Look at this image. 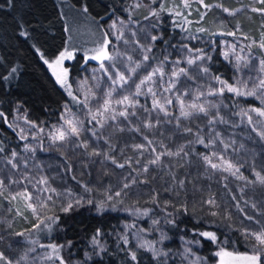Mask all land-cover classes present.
Returning a JSON list of instances; mask_svg holds the SVG:
<instances>
[{
  "label": "trees",
  "instance_id": "1",
  "mask_svg": "<svg viewBox=\"0 0 264 264\" xmlns=\"http://www.w3.org/2000/svg\"><path fill=\"white\" fill-rule=\"evenodd\" d=\"M180 2L139 0L135 7V0H0L3 165L12 171L6 152L9 148L18 151L22 142L9 126L17 109L26 112L30 120L49 126L59 121L68 102L42 61V57L54 58L64 48L68 10L86 7L103 33L113 17L128 18L132 25L150 29L157 36L151 42L149 63H160L174 59L179 43L191 31L200 30L202 37L212 38L224 29L221 8L242 6L234 0H206L208 10L198 4L191 13H183L190 21V29L184 30L180 15L175 9L172 12V6ZM152 9L157 10V19L151 15ZM230 24L239 25L253 39L264 33V15L259 8L258 13L242 12ZM137 38L141 40L137 49L142 50L144 36ZM109 48L118 54L116 46L109 44ZM91 63L81 53L66 63L72 86ZM105 63L112 71L115 65L119 67L113 60ZM216 80L228 84L235 80V71L223 59L219 45L187 69L183 84ZM141 100L146 104L144 110L138 109L120 124L99 129L86 120L75 148L55 146L37 154L35 159L43 162L48 174L58 167L50 181L60 192L80 196V203L69 210L53 208L49 215L41 216L30 210L22 216L16 209L18 196L4 179L0 181V210L4 208L6 214L0 223V253L4 257L0 263L7 264L27 243H36V250L38 246L49 253L52 249L54 264H217L220 248L255 254V244L245 233L264 229V179L261 183L252 175L259 173L264 178V132L244 124L239 107L257 108L258 101L252 97L237 100L223 93L222 104L215 102L213 112L179 116L175 112L163 115L147 97ZM131 139L149 141L168 153L144 169L149 160L145 143L129 144ZM215 144L225 147L235 164L234 173L213 169L204 161ZM63 197L59 193L60 200ZM150 217L159 221L162 239L144 230ZM131 231L142 232L148 244L135 259L130 250ZM205 231L214 232L218 243L202 237L200 233ZM256 251L261 252L264 264V250Z\"/></svg>",
  "mask_w": 264,
  "mask_h": 264
},
{
  "label": "rangeland",
  "instance_id": "2",
  "mask_svg": "<svg viewBox=\"0 0 264 264\" xmlns=\"http://www.w3.org/2000/svg\"><path fill=\"white\" fill-rule=\"evenodd\" d=\"M234 1H240L242 6L234 10L227 7L220 9L224 29L218 30L212 38L202 37L203 35L198 33V31L201 32L200 30L191 31V35H184L183 41L179 43L180 51L175 54L174 59L169 61L166 59L160 63H149L148 54L151 50V42L157 36L150 29L142 25H132L128 18L113 17L108 21L103 33L101 27L96 24V16L90 14L86 7L68 10V17H64L67 36L64 48L52 59L41 56L48 71L68 98V102L63 106L61 118L55 124L43 126L30 120L26 112L17 109L9 121V126L16 131L22 142L18 151L9 148L6 152V162L10 164L12 171H9L8 165H3L0 157V181L4 179L13 193L18 196L17 213L26 216L34 208L35 214L49 215V211L53 208L64 212L65 209L69 210L74 204L80 203L81 198L78 194L67 192L65 195L64 192H60L61 188L50 181L55 177L53 174L58 167H53L48 174L43 162L35 159L37 154L55 146L75 148L80 144L76 139L86 129V120L99 129L120 124L123 119L132 117L138 109L144 110L146 104L141 99L145 97L149 99L150 105L161 114L171 115L175 112L179 116L210 110L213 112L212 108H214L215 102H218L217 104L221 102L223 93L231 94L237 100L252 97L258 101L259 106L257 108L239 107V115L244 124L258 131L260 129L262 131L259 132L263 133L264 126L261 121L264 122V116L255 109L264 110V87L261 86V81H264V63H262L264 62V47H261L264 44V33H261L258 39H253L243 33L239 25L233 27L230 22L242 12L258 13V8L264 15V10L260 9L261 6L264 7V0ZM137 2L139 0H135V7ZM205 2L206 0H181L180 3L172 6V12L175 9V13L180 15L178 17L182 20L184 30L190 29V21L183 13H191V10L196 9L198 4L208 10L210 6H207L208 4ZM151 15L157 19V10L152 9ZM137 36H144L145 42H142V50L137 49L136 45H141V40ZM215 39L218 44L215 43ZM109 44L118 48V54L111 51ZM216 45L220 46L223 59L228 61L235 71L234 82L228 84L224 80H216L213 83L200 82L195 86L183 84L187 69L199 64ZM100 48H104L111 59L103 61L93 59L92 57L97 55L96 50ZM65 51L71 52L72 58H66L61 65L55 68V72L61 75L62 69H67L66 83L61 84L49 64H54L60 53ZM78 53L83 54L93 63L85 67V72L72 86L66 63L72 61ZM146 56L147 59H145ZM111 60L119 62V67L115 65L113 71L105 63V61L110 62ZM152 73L154 74L151 79L141 84V81ZM119 74L124 75L126 82L119 80ZM62 78L64 77L62 76ZM136 85H140L139 92H137ZM229 86L239 89L241 94L229 91ZM109 92H111L110 96ZM247 93H254V95H247ZM125 96L128 97L127 100H124ZM105 100L110 101L107 108L104 106ZM119 101L123 102L118 103ZM194 105L195 107H193ZM201 106L204 111H200ZM121 113L124 114L121 115ZM249 118H251V122ZM67 121H72V124L79 130L78 134L71 132ZM61 131L65 133L63 140L58 139ZM128 131L131 132V130ZM132 142H138L141 145L145 143L143 146L147 150L146 155L149 160L144 165V169L159 162L168 153L167 149L148 144L149 141L146 140L141 142L140 139H131L129 144ZM205 157L208 159H204V161L211 168H213L212 164L217 165L213 169L229 174L236 170L235 164L226 155L225 147L223 149L217 144L212 145ZM252 175L257 181L263 182L261 179L263 177L259 173ZM59 193L64 195L62 200L59 198ZM3 211H5L4 208L0 210V223H3L6 218ZM143 228L146 232L154 234L158 240L163 238L159 221L155 217L148 218ZM259 231L261 230L251 232ZM252 241L254 244L256 243L253 239ZM36 246V243L24 244L22 250L10 260L11 264H54L51 263V259L56 255L54 251L50 249L49 253L48 250L41 249V246H38L37 248L40 249L36 250ZM146 246L148 247V244L142 232L131 231V252L137 254L146 249ZM217 264H220V257H218Z\"/></svg>",
  "mask_w": 264,
  "mask_h": 264
},
{
  "label": "snow or ice",
  "instance_id": "3",
  "mask_svg": "<svg viewBox=\"0 0 264 264\" xmlns=\"http://www.w3.org/2000/svg\"><path fill=\"white\" fill-rule=\"evenodd\" d=\"M225 11H228L227 9H225ZM26 35V33H24ZM261 47H264V44L261 45ZM97 55H95L94 57H92L93 59L96 60H101L103 61L104 59H111V57L108 55L107 51L104 48H100L97 49ZM71 59L72 58V53L71 52H61L60 55L57 57L56 61L54 62V64H49L50 68H53L54 70V74L56 75L57 80L61 83L64 84L66 83V76H67V69H62V75L60 73H56L55 72V68L56 66H59L63 63V61L65 59ZM145 59H147V56L145 57ZM45 63H48L47 61H45ZM189 63H192V61H189ZM264 63V62H262ZM101 67H103V65H101ZM13 71H15V69H13ZM205 71H207V69H205ZM152 74H149L147 77H145L144 80L141 81V84L145 83V81L150 80ZM62 76L64 78H62ZM119 80L126 82V79L124 77L123 74H119ZM113 83H115V81H113ZM261 86L264 87V81H261ZM137 88V92H139V88L140 85H136ZM228 90L231 92H236L238 95L241 94L239 92V89L237 88H233L231 86L228 87ZM151 91V90H149ZM69 95H71V93H69ZM108 95H111V92L108 93ZM247 95H254V93H247ZM128 97L125 96L124 100H127ZM123 101H119L118 103H122ZM110 101L105 100L104 102V106L105 108L108 107ZM195 107V105L193 106ZM200 111H204L203 107L201 106ZM255 111H257L260 115L264 116V110L261 109H255ZM124 113H121V115H123ZM183 115H188L187 113H182ZM93 119H95V116H93ZM249 121L251 122V118H249ZM67 123L70 125L71 127V132L73 134H78V129L75 125L72 124V121H67ZM65 138V133L63 131H61L59 133L58 139L63 140ZM201 143H203V141H200ZM139 147V146H138ZM169 155H171V153H169ZM205 159H208L207 157H205ZM155 162V161H153ZM210 163V161H209ZM15 167V165H13ZM121 167H123V165H120ZM212 167L215 168L217 167V165L212 164ZM264 179V178H261ZM2 183V182H0ZM125 187H127V185H125ZM117 195H119V193H117ZM209 203H212L211 201H209ZM29 207H32V205H29ZM67 210V209H65ZM33 211H35V209L33 208ZM213 215H215V213H213ZM200 235L202 237H206L208 238L211 242L213 243H218V238L216 236V234L214 232H201ZM247 238L253 239L256 243L254 246V253L253 255H249L248 253H234V252H229L224 248H220V250L216 253V255L218 257H220V264H261V252L256 251V248H260L262 250H264V229H262L259 232H246L245 233ZM190 251V250H189ZM228 258L227 260L225 258ZM0 259H4L3 254L0 253ZM133 259H135V254H133ZM7 264H11V261H8Z\"/></svg>",
  "mask_w": 264,
  "mask_h": 264
}]
</instances>
